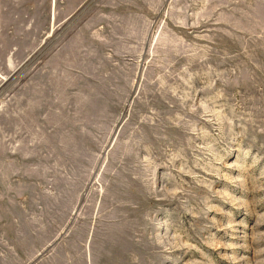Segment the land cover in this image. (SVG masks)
<instances>
[{
    "label": "rangeland",
    "instance_id": "374dc122",
    "mask_svg": "<svg viewBox=\"0 0 264 264\" xmlns=\"http://www.w3.org/2000/svg\"><path fill=\"white\" fill-rule=\"evenodd\" d=\"M0 264H264V0H0Z\"/></svg>",
    "mask_w": 264,
    "mask_h": 264
}]
</instances>
